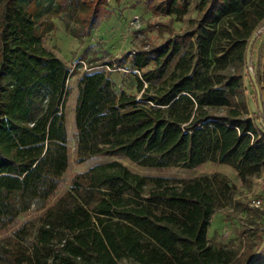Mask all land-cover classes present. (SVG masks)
Returning a JSON list of instances; mask_svg holds the SVG:
<instances>
[{
    "label": "trees",
    "instance_id": "16d2710c",
    "mask_svg": "<svg viewBox=\"0 0 264 264\" xmlns=\"http://www.w3.org/2000/svg\"><path fill=\"white\" fill-rule=\"evenodd\" d=\"M145 1L154 13L178 18L191 4ZM106 7V0H0V232L11 230L0 253L10 264H264V238L255 240L251 229L244 231V245L210 241L215 212L241 204L237 186L217 173L172 179L141 175L113 160L77 174L51 202L70 165L65 108L72 73L44 39L64 14L66 31L82 41L109 14ZM197 10L189 35L194 44L169 77L183 39L125 55L140 73V97L117 93L104 71L80 77L77 163L126 157L167 170L211 160L234 167L246 186L264 171L261 89L249 74L260 132L249 117L242 73L249 45L264 28V0H201ZM222 24L225 45L214 54L227 71L216 74L205 64L210 31ZM103 65L116 68L112 62L90 68ZM34 196L42 214L18 226Z\"/></svg>",
    "mask_w": 264,
    "mask_h": 264
},
{
    "label": "rangeland",
    "instance_id": "374dc122",
    "mask_svg": "<svg viewBox=\"0 0 264 264\" xmlns=\"http://www.w3.org/2000/svg\"><path fill=\"white\" fill-rule=\"evenodd\" d=\"M106 1V8L109 14L103 17L91 31V34L83 38L82 41L66 31L65 24L68 19L64 14L55 19V29L44 39L45 46L62 59L72 73L68 81L70 93L65 108L70 165L63 177L56 197L51 202H54L57 197L70 188L71 181L77 174L86 173L96 164L113 160H120L131 171L141 175L164 176L172 179L190 180L201 175H213L217 173L228 178L237 186L236 200H239L241 204L236 201L234 205H228L215 212L210 222L212 244L227 246L244 245V231L250 229L251 231L249 232L253 235V238L261 241L264 238V171L246 186L234 167L211 160L193 169L171 168L167 170L143 167L126 157L98 156L84 163L76 162L75 107L80 77L84 73L104 71L115 82L117 93L125 90L140 97L141 93L138 91V75L140 73L137 69H132L129 59L124 60L125 55L143 47L149 49V47L160 46L170 38L174 40L183 39L185 47L174 58L164 78L169 77L174 71L181 55L194 44L192 37L189 35L197 25V23H192V21L198 18L197 5L201 2V0H191L187 14L178 18L174 15L154 13L145 0ZM71 25H73V22H71ZM223 28L224 24L210 31L211 36H213L210 47L211 54L207 59L205 68L210 67L211 71L214 68L217 69L216 74L227 71L226 66L220 68L219 58L221 56H215L214 54V52L218 53L224 48L225 41L223 39L222 41L219 40L223 36ZM255 36L249 56L250 63L247 58L242 73L249 117L254 120L258 130L261 132V121L258 118L259 103L256 100V90L249 74L251 75L252 73L254 75L256 83L261 89L262 102L264 104V28ZM97 62H112L116 65V68H110L108 65L90 68L91 64L93 65ZM153 67L154 64L152 63L148 69ZM153 84L158 86L160 82H153ZM145 85L147 86L148 83H145ZM259 200L261 201L260 204H256ZM245 207H250L257 211L249 215ZM38 209L41 210L38 214H32L31 212L24 213L19 219L18 226L41 215L43 210L40 206ZM10 233L11 230L0 232V243L6 245L7 237ZM0 255L2 254L0 253ZM2 257H4L5 261H0V264H10L6 260V256L2 255ZM121 264L135 263L123 261Z\"/></svg>",
    "mask_w": 264,
    "mask_h": 264
},
{
    "label": "built area",
    "instance_id": "2783aa9c",
    "mask_svg": "<svg viewBox=\"0 0 264 264\" xmlns=\"http://www.w3.org/2000/svg\"><path fill=\"white\" fill-rule=\"evenodd\" d=\"M260 202L261 201L259 200L258 203H256V204H260ZM38 208H39V199H38V197H36V196L31 197L29 199V201H28V208H27L26 213L27 212H31L32 214H38L41 211Z\"/></svg>",
    "mask_w": 264,
    "mask_h": 264
},
{
    "label": "water",
    "instance_id": "95a60500",
    "mask_svg": "<svg viewBox=\"0 0 264 264\" xmlns=\"http://www.w3.org/2000/svg\"><path fill=\"white\" fill-rule=\"evenodd\" d=\"M258 32H259V31H258ZM258 32H257V33H258ZM257 33H256V34H257ZM256 34H255V35H256ZM255 35H254V37H253V41H254V38L256 37ZM253 41L250 43L249 48H248V51H249V52H248V62H249V63H250V57H249V56H250V54H251V49H252ZM251 76L254 78V75H253L252 73H251ZM254 79H255V78H254ZM255 81H256V80H255Z\"/></svg>",
    "mask_w": 264,
    "mask_h": 264
},
{
    "label": "crops",
    "instance_id": "0c3cea01",
    "mask_svg": "<svg viewBox=\"0 0 264 264\" xmlns=\"http://www.w3.org/2000/svg\"><path fill=\"white\" fill-rule=\"evenodd\" d=\"M208 237H209V239H210V241H211V227H209V232H208Z\"/></svg>",
    "mask_w": 264,
    "mask_h": 264
}]
</instances>
